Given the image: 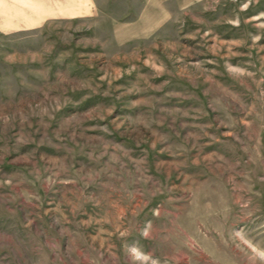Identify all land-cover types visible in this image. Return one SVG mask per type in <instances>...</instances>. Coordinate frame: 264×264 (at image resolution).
Here are the masks:
<instances>
[{"label":"rangeland","instance_id":"rangeland-1","mask_svg":"<svg viewBox=\"0 0 264 264\" xmlns=\"http://www.w3.org/2000/svg\"><path fill=\"white\" fill-rule=\"evenodd\" d=\"M134 242L261 264L264 0H0V264Z\"/></svg>","mask_w":264,"mask_h":264},{"label":"clouds","instance_id":"clouds-1","mask_svg":"<svg viewBox=\"0 0 264 264\" xmlns=\"http://www.w3.org/2000/svg\"><path fill=\"white\" fill-rule=\"evenodd\" d=\"M150 223L151 222H146L145 228L141 231V237L143 239H148L150 237ZM123 235L125 234L122 233V236ZM253 250L261 261V264H264V250L257 248ZM127 259L129 264H160L159 258L154 257L152 252L147 251L143 246L139 245L138 242L128 245Z\"/></svg>","mask_w":264,"mask_h":264}]
</instances>
